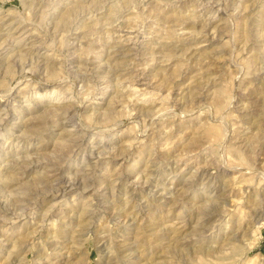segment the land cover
Here are the masks:
<instances>
[{
    "label": "rangeland",
    "instance_id": "374dc122",
    "mask_svg": "<svg viewBox=\"0 0 264 264\" xmlns=\"http://www.w3.org/2000/svg\"><path fill=\"white\" fill-rule=\"evenodd\" d=\"M0 264H264V0H0Z\"/></svg>",
    "mask_w": 264,
    "mask_h": 264
}]
</instances>
